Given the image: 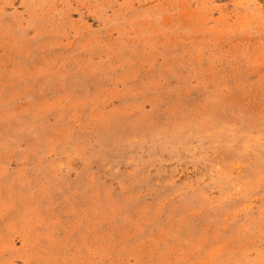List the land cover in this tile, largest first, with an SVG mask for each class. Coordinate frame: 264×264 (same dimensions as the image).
<instances>
[{"label":"rangeland","instance_id":"obj_1","mask_svg":"<svg viewBox=\"0 0 264 264\" xmlns=\"http://www.w3.org/2000/svg\"><path fill=\"white\" fill-rule=\"evenodd\" d=\"M0 264H264V0H0Z\"/></svg>","mask_w":264,"mask_h":264}]
</instances>
